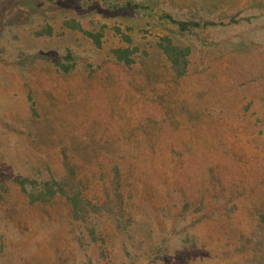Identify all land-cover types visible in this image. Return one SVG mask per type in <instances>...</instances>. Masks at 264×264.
Wrapping results in <instances>:
<instances>
[{"label":"rangeland","instance_id":"374dc122","mask_svg":"<svg viewBox=\"0 0 264 264\" xmlns=\"http://www.w3.org/2000/svg\"><path fill=\"white\" fill-rule=\"evenodd\" d=\"M0 264H264V0H0Z\"/></svg>","mask_w":264,"mask_h":264},{"label":"trees","instance_id":"16d2710c","mask_svg":"<svg viewBox=\"0 0 264 264\" xmlns=\"http://www.w3.org/2000/svg\"><path fill=\"white\" fill-rule=\"evenodd\" d=\"M124 7L140 8L142 6L128 2L124 4ZM163 16L169 19L172 23L176 24L178 28L184 32H191L196 27L201 26V24L196 21L175 18V16L171 13H165ZM210 24L214 23H206L205 25ZM95 39L99 43V35L96 34ZM159 46L167 56L176 74L183 75L186 72L187 66L189 64V48L180 47L174 44L171 38L168 36H163L161 38ZM115 53L120 61L127 62L128 64L132 61L129 56L131 53V50L129 49H116ZM67 166L69 167L68 164ZM69 170L72 172L70 167ZM17 180L22 186H24L25 182L28 181L27 179ZM118 181V179H115L113 189H111V187L106 188L107 198L105 201L102 203H95L83 196L82 188L80 187L81 185L72 179L71 175L64 176L61 179L53 178L51 180H45L41 182L42 187L39 189L37 195L34 193L30 194L31 203H35L37 201L48 202L51 201L54 196L60 194L65 197L66 203L70 206L72 216L76 220H81L82 222L88 224L92 213H101L104 211L112 214L116 212V208L117 211H121V206L123 205V196L119 191Z\"/></svg>","mask_w":264,"mask_h":264}]
</instances>
